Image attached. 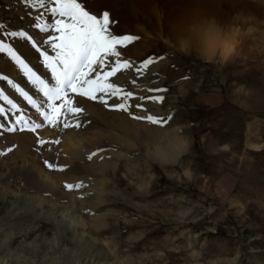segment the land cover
Segmentation results:
<instances>
[{
	"label": "rangeland",
	"instance_id": "obj_1",
	"mask_svg": "<svg viewBox=\"0 0 264 264\" xmlns=\"http://www.w3.org/2000/svg\"><path fill=\"white\" fill-rule=\"evenodd\" d=\"M110 2L87 0L94 13L124 8ZM55 3L44 0L41 9ZM189 3L165 0L160 7L165 15ZM210 3L224 17L217 27L228 36L225 57L220 46L203 54L149 28L133 41L146 44L142 58L117 46L124 61H153L142 75L162 82L137 98L148 109L165 110L153 112L156 124L164 131L176 127L189 144L178 164L160 167L146 155L153 144L134 136L141 156L129 165L119 162L106 236L127 264H264V0ZM30 8L24 0H0L6 26L0 40L15 51L17 37L9 33L24 27ZM117 27L114 34L128 35ZM42 230L52 229L43 223Z\"/></svg>",
	"mask_w": 264,
	"mask_h": 264
},
{
	"label": "bare ground",
	"instance_id": "obj_2",
	"mask_svg": "<svg viewBox=\"0 0 264 264\" xmlns=\"http://www.w3.org/2000/svg\"><path fill=\"white\" fill-rule=\"evenodd\" d=\"M111 1L113 6H124L122 9L112 6L110 14L115 20L112 30L120 26L125 34L140 38L149 28L160 31L177 45H186L189 50L203 54L220 46L225 57L230 50L228 36L223 37V30L217 27L224 17L215 11L210 0L203 3L190 0L188 9L171 8L165 15L160 7L165 0ZM56 6L53 4L49 10L32 7L24 15L25 25L19 31L32 36L40 51L25 38L13 40L17 54L49 87L55 85V79L41 52L55 58L58 51L47 42L50 37L60 36L55 24L61 17L51 12ZM40 25L46 30L42 31ZM137 43H129L125 50L131 48L129 51L142 58L146 44L136 46ZM118 51L123 63V50L118 48ZM115 59L111 56L105 59L103 69H98L101 76L111 71L108 65L115 66ZM129 63L130 68H122L107 78V83L119 89L115 95L111 90L94 92L97 99L93 100L69 91L65 99L70 97L72 107H80L82 111L72 113L66 107L61 108L59 121L53 126L41 115L44 111L51 114V110L40 86L28 79L11 56L0 57V77L7 78L0 79L3 112L0 115V264H127L106 236L109 217L115 215L110 204L116 194L119 162L129 165L138 154L141 156L135 151L134 136L145 137L153 144L154 150L146 155L160 167L178 164L189 149L176 127L164 131L147 119L154 111L165 110L157 105L156 109H148L137 98L148 87H158L162 79L156 82L158 75H142L144 64ZM95 77L96 72H92L88 78ZM13 84L28 92L42 107L38 110L28 103ZM127 84L131 87H125ZM130 90L139 93L138 96L129 98ZM3 96L16 107L10 106ZM53 103L59 107L63 100ZM65 123L69 126L64 127ZM37 124L41 127L36 128ZM77 124L80 126L76 127ZM43 223L50 225V234L43 232ZM110 233L115 242L117 231Z\"/></svg>",
	"mask_w": 264,
	"mask_h": 264
},
{
	"label": "snow or ice",
	"instance_id": "obj_3",
	"mask_svg": "<svg viewBox=\"0 0 264 264\" xmlns=\"http://www.w3.org/2000/svg\"><path fill=\"white\" fill-rule=\"evenodd\" d=\"M24 3L32 7H43L44 0H24ZM56 7L51 9L53 15L59 14L61 19H58L55 24V30L60 33L59 37L49 38L47 41L53 49L56 51L55 58L48 55L46 51L41 52L47 62V67L52 71V77L55 79V85L49 87L45 80L33 71L29 64L25 62L20 55L8 44L3 43L0 40V53L7 52L9 56L20 66L24 74L35 85H39V90L44 93L48 98V109L51 110V114L48 111L41 113L44 120L49 124L55 126L61 116V108L67 109V112L79 113L82 111L80 107H72L71 98L65 99L69 91L77 93L80 96H87L93 100L97 99L94 92H104L111 90L112 94L118 93L119 89L113 84L107 83L109 76H114L118 71L128 69L131 67L130 63L124 61L121 63L119 57L121 52L118 51L117 46L124 47L134 40L139 39L132 35H117L113 32V26L115 20L111 18L109 11L104 10L102 12H93L89 7L87 0H56ZM67 18V19H64ZM42 31L46 30L45 26H39ZM6 28L5 25L0 24V30ZM9 35L13 37L25 38L32 42V46L40 51L38 42L33 39L25 31H13ZM54 40H58L56 43ZM116 58L114 61L115 66L109 64L111 67L110 72H105L103 76L100 75L98 69H103L105 66V59L107 57ZM153 61L147 60L144 62V67H147ZM92 72H96L94 79L88 78ZM0 79H7L6 77H0ZM103 81V82H102ZM19 94L32 104L38 110L42 105H37L36 101L29 96L28 92L24 91L18 85L13 84ZM2 95V94H0ZM131 95V93H128ZM3 99L13 108L16 105L7 96H3ZM102 99V97H101ZM157 99H162L157 98ZM63 100V103L57 107L53 101ZM120 108H124V105H120ZM3 112L0 111V115ZM66 115V113H64ZM148 120L153 123H158V120L153 117H147ZM67 123L64 127H68ZM80 125L77 124L76 127ZM36 128L41 127L40 124L35 125ZM95 155V153H93ZM91 158V157H89ZM51 167V165H49ZM71 187V185L69 186ZM78 187V185H77Z\"/></svg>",
	"mask_w": 264,
	"mask_h": 264
}]
</instances>
